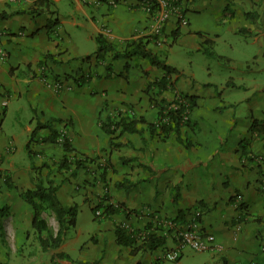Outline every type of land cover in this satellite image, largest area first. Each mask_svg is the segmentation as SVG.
<instances>
[{
    "label": "crops",
    "instance_id": "0c3cea01",
    "mask_svg": "<svg viewBox=\"0 0 264 264\" xmlns=\"http://www.w3.org/2000/svg\"><path fill=\"white\" fill-rule=\"evenodd\" d=\"M38 1L0 0V13L8 15L0 20V49L8 54L5 61L0 58V204L8 208L3 217L5 227H13L15 214L19 223L32 225L33 208L21 194L34 189L39 179L53 180L58 198L70 206L74 201L63 196L72 192L73 177L96 176L97 190L109 188L110 202L124 203L132 213L130 219L117 214L101 221L100 234L85 245V257L79 264H119V258L124 264H141L148 255L154 264L168 262L161 257L165 250L174 248L175 230L184 228L196 210H203L202 229L216 238L213 250L194 251L204 259L203 264H264V137L250 132L254 119H264L263 78H249L246 83L231 74L221 91L212 90L214 83L183 90L178 85L183 68L169 58L175 47L206 55L207 40L214 52L222 32L254 33L259 42L264 35V0H181L189 24L180 26L173 44L158 46L150 39L147 45L179 70L171 76L174 88L162 93L155 85L165 75L162 69L138 56L115 58L130 40L147 37L152 22L146 12L129 6V0H119L115 6L109 4L111 0L94 6L81 0H49L47 5L36 6ZM56 19L57 26L50 30L49 21ZM176 24L175 19L168 22L169 36ZM99 34L114 46L102 61L95 58ZM88 56L92 58L83 60ZM252 58L259 61L257 53ZM244 71H254L250 62ZM75 75L92 78L78 86L71 79ZM56 81L62 86H53ZM149 86V93H161L160 98L168 101L182 94L196 97L192 126L181 129L183 143L175 133L167 136L159 128L150 132L148 125L155 124L160 114L150 101ZM240 103L249 113L244 124L238 116ZM120 116L144 118L147 123L137 125L138 133L121 134L120 129L113 138L121 145L111 148V136L99 121ZM54 119L51 128L62 137L56 143L33 142L32 161L26 151L32 132L37 123L48 124ZM50 135L51 129L44 128L36 138ZM64 137L78 152L97 158L100 164L91 171L93 175H85L89 168L79 170L76 177L72 171L52 170L53 161L66 154L61 141ZM22 153L25 156L20 157ZM106 161L112 167L107 180L102 181L98 167ZM6 177L13 188L5 183ZM125 179L132 183L129 191L117 187ZM238 202L244 204L245 213L237 209ZM180 211L187 213L186 217L173 221ZM118 220L132 230H145L153 224L152 229L166 236V249L132 255L130 248L117 244ZM11 234L5 233V246L16 254L18 246L12 248L10 237L16 241L17 237ZM63 245L53 254L63 253ZM140 253L142 261L137 262ZM7 254L0 245L1 263H6ZM184 256L185 250L172 262Z\"/></svg>",
    "mask_w": 264,
    "mask_h": 264
},
{
    "label": "trees",
    "instance_id": "16d2710c",
    "mask_svg": "<svg viewBox=\"0 0 264 264\" xmlns=\"http://www.w3.org/2000/svg\"><path fill=\"white\" fill-rule=\"evenodd\" d=\"M50 3L49 0H39L36 6L41 4ZM181 3V0L179 1ZM36 10V9H34ZM37 11V10H36ZM8 17L5 13H0V20L6 19ZM177 28L171 32L168 44L171 45L175 42V40L179 36L180 32V24L176 22ZM58 19L50 20L48 23V28L52 30L53 27L57 26ZM96 42L98 44V49L95 55L97 61H102L105 58V55L114 50V46L111 42L107 40V38L103 34H99L96 36ZM150 43L149 37H141L134 38L127 42L126 49L123 53H116L115 58H132V57H142L147 59L150 64L158 69H162L165 72V75L162 79L157 81L155 85L161 91H167L174 88V82L171 79V76L174 74H178L179 70L169 64L166 63L165 60L159 58L156 53H153L147 48V45ZM207 48L204 49V53L213 58H217L218 60H225L224 56L216 55L215 52L210 50V42L207 40ZM92 56H88L87 58H83V60H89ZM70 77V76H69ZM68 77V79H69ZM91 75L85 77L83 75H75L71 78L78 86H83L85 83L91 80ZM148 90H152L151 86H149ZM160 93V94H161ZM148 94L150 96V101L152 105L159 110L160 118L155 124H149V130L153 134L157 128L161 130V132L165 133L167 136L170 133H175L179 142H184V139L181 134V129L184 126H192L191 125V113L196 107V97L190 95H179L173 101H168L164 98H160V94L154 95L152 92ZM159 95V96H158ZM51 121L48 124L37 123L34 131L31 134L30 141L26 145V151L28 155L33 161L34 152L32 151L33 142H52L56 143L61 137L60 133L57 130H53L51 128ZM101 124V128L105 133L111 136L110 139V147H120L121 144H115L113 136L117 134V132L121 129V134L127 133H138V127L140 123H147L144 118L137 119L133 117L120 116V119L116 118H107V121H99ZM44 128L51 129V135L48 138L38 139L36 138L37 132ZM250 132L254 135L257 134L259 136L264 137V119L258 120L254 119L252 121ZM63 150L66 154H64L63 158L59 161H53L51 164L52 170H56L57 172H62L63 170L72 171L73 176L78 175L79 170L87 169L89 164H94L97 160L96 158L90 157L86 154L78 152L71 144L70 140L67 137H64L63 140ZM245 154V153H244ZM251 158V157H250ZM102 166L99 165V169H102L101 179L102 181L107 180V176L109 174V168L111 169L112 165L106 161ZM47 165L43 164L42 167H46ZM35 167V166H34ZM5 182L9 188H13V184L10 182V178L6 179ZM118 188H125L127 191L132 187V183L129 179H125L123 182L117 183ZM58 187L54 184L53 180L49 177L42 181V179L38 180V184L34 189H29L22 192L21 197L23 200L30 204L33 208V218H32V227L40 233L39 241L41 247L44 251L48 250H56L59 249L60 246L64 243L67 232L75 228L77 225V216L79 211V206L77 204H73L70 206L64 205L57 196ZM234 201V197L232 198ZM52 209L56 215L59 228L56 235L53 234L48 235L47 237L42 236L41 234L44 231H49L47 221L42 217L43 211L46 209ZM237 209L243 214L245 213V206L243 203L237 204ZM98 210L103 211V216L107 219H111L114 215L124 214L126 218L130 219L132 211L128 210L125 207L124 203H113L109 202V196L106 195L104 199L94 208L92 211L95 215V219H99L96 216V212ZM187 213L184 211H180L177 218L173 221L177 222L183 220L186 217ZM2 217H4L1 214ZM153 228V224H150L145 228V230H132V232L128 231L126 228L120 227V225H116V241L119 246H125L130 248L132 251V255H137L141 251H155L160 248H165L167 238L166 236L159 235L158 232ZM148 234L147 238L143 241H140V238L137 235ZM166 249V248H165ZM54 257L57 258H67L68 256L64 253L54 254ZM0 264H3L0 262Z\"/></svg>",
    "mask_w": 264,
    "mask_h": 264
},
{
    "label": "rangeland",
    "instance_id": "374dc122",
    "mask_svg": "<svg viewBox=\"0 0 264 264\" xmlns=\"http://www.w3.org/2000/svg\"><path fill=\"white\" fill-rule=\"evenodd\" d=\"M220 35L223 37L218 40L214 52L216 55L226 56L224 61L213 57H207L199 51L187 52L180 47H175L173 49V53L171 52L169 54V58H172L176 64L183 68V73L178 80V85L183 90H187L195 85L203 86L205 83H214L212 86L214 89L212 90L218 89L221 91V86H225L230 80L229 75L235 74L238 77H242V80H245L246 83H249V78H258L259 80L263 78L264 86V35L261 36L259 42L255 41L257 34L249 32H238L237 34L222 32ZM256 53L259 55V61L257 63H255L252 58ZM246 62H250L251 69L254 70L253 72L244 71ZM242 64H244V66L241 70L240 66ZM230 95L231 93H228V96ZM248 115L249 113L246 108L240 103L238 105V116L241 117V122L243 124ZM63 140L64 138L61 139L62 142ZM21 155L25 156V153L19 154L20 157ZM97 164L100 163L96 161L94 164H89L87 166L89 170L86 171L85 175L95 171L97 169ZM92 165L94 166L92 167ZM91 175H93V173ZM93 177L90 176V179L87 177H73L76 182L72 183V188L70 189L72 192L64 193L63 197L65 200L69 198L68 201L71 199L74 201L73 204L79 206L77 225L67 232L64 245L61 249V252L68 256L65 260L60 258L56 259L57 257H54L52 252L54 250L44 251L39 241L40 233L36 231L28 221L19 223V215H14L15 223H13V227L9 225L5 227L1 214L5 216L8 208L0 204V245L8 253L5 258L6 263L4 264H79L85 257V245L92 242L95 237L100 234L103 228V223H101V221H107V218L103 215L98 216L97 214L96 216L99 217V219L95 221L92 208L96 207L106 195L109 196V202L112 199L110 189L108 188L109 181H107L108 189H105L106 191L97 190L98 184H96V182L98 179L95 178L96 176ZM7 178L8 177H6V179ZM5 182L7 181L5 180ZM42 217L47 221L49 231H44L41 235L45 237L51 234H53V236L56 235L59 224L53 210L50 208L46 209L43 211ZM116 225H120L122 228L127 227L119 220ZM128 231L132 232L131 229H128ZM5 233H9V235L13 233L11 235L17 237V241L12 237H10L12 239L11 241L9 239L12 248H17L18 246L16 254H14L15 251H10L9 248L5 246ZM142 257V253H140L136 257L137 262L142 261ZM118 261L119 264H124L122 258H119ZM203 263L204 259L199 253L186 248L185 256L179 262L168 261L162 264ZM141 264H154V261L150 260L148 255L143 257V262Z\"/></svg>",
    "mask_w": 264,
    "mask_h": 264
},
{
    "label": "built area",
    "instance_id": "2783aa9c",
    "mask_svg": "<svg viewBox=\"0 0 264 264\" xmlns=\"http://www.w3.org/2000/svg\"><path fill=\"white\" fill-rule=\"evenodd\" d=\"M86 6L99 5L106 0H81ZM128 0H124V2ZM180 0H129V6H135L146 12L151 20V27L148 30L147 36L156 45H166L169 42V35L166 32V27L170 20L175 19L180 26H187L189 20L187 10ZM119 0H111L110 5H117ZM8 54L5 50L0 49V58L5 61ZM53 86L59 88L62 84L59 81L52 83ZM178 98V97H177ZM240 202H238L239 204ZM98 216L103 214L102 210L96 212ZM203 210L193 212L191 219L185 224L184 228H179L174 232L175 246L172 249L164 251L161 259L163 261H177L183 256L186 248H190L196 252H209L216 246V238L213 234L205 232L202 229L201 219ZM132 230V229H131ZM148 234L137 235L140 241L147 238Z\"/></svg>",
    "mask_w": 264,
    "mask_h": 264
}]
</instances>
